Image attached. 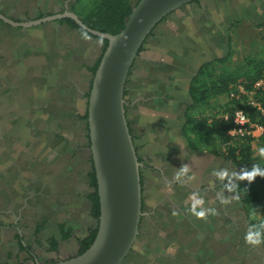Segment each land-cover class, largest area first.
<instances>
[{"label":"rangeland","instance_id":"rangeland-1","mask_svg":"<svg viewBox=\"0 0 264 264\" xmlns=\"http://www.w3.org/2000/svg\"><path fill=\"white\" fill-rule=\"evenodd\" d=\"M70 3L71 0H0V14L17 21L35 20L40 13H61ZM89 6L88 0H81L73 13H81ZM163 23L155 31H163L160 35L165 40L161 49L164 53L169 48L181 49L184 60L189 56L198 62L210 61L209 68L198 77L195 64L183 72V128L187 117L191 118L190 126L226 118L231 101L237 100L238 87L232 88L233 97L229 94L209 98L195 107H190L188 89L195 80L197 86L215 82L219 76L244 66L248 59L264 63V28L258 26L264 24V0H200L172 13ZM57 42L62 47L59 57L66 48L77 46L76 53L86 65L94 63L101 46L80 39L74 32L60 30L56 34L53 25L12 32L0 23V263L27 264L29 249L41 259L52 260L56 253H48L45 242L57 235L58 223L78 228V238L86 235L87 180L76 158L66 161L68 154L61 150L64 141L52 136L55 130L70 140L71 132L66 124L57 129L45 118L49 104L64 108L67 95L60 87L68 83L65 76H79L86 89L85 78H80L85 69H77L73 75L72 69L54 62L51 49ZM24 43L34 47L35 56L25 51ZM190 50L193 51L188 54ZM149 64L141 68L150 71ZM23 69L30 82L27 88L20 89L15 81L23 75ZM35 77L45 78L47 86L39 88L31 81ZM149 77L129 74L124 95L130 133L140 148L136 152L144 158L139 161L146 215L141 226L144 237L136 243L133 257L145 264H264L261 244L254 243L257 240L235 193L238 172L225 158L230 148H238L242 142L223 144L216 136L201 140L187 128L182 137L164 136L167 140L161 141V146L165 145L161 149L151 148L159 146V142L152 143L151 149L148 143L146 147L140 145L143 133L151 129L144 124L145 107L134 102L143 96L142 88ZM159 112L152 130L164 133L169 111ZM252 140L247 168H264V135L256 134ZM188 143H194L195 150H189ZM262 217L260 209L253 208L251 218L260 223ZM15 220L19 223L17 232L26 238V250H17L15 229L10 227ZM42 222L45 225L37 244L33 228ZM76 246L75 240H66L59 246L61 256H68Z\"/></svg>","mask_w":264,"mask_h":264},{"label":"water","instance_id":"water-1","mask_svg":"<svg viewBox=\"0 0 264 264\" xmlns=\"http://www.w3.org/2000/svg\"><path fill=\"white\" fill-rule=\"evenodd\" d=\"M197 0H140L124 21L123 29L115 34H103L87 28L72 12L71 6L62 13L25 22L14 21L0 14V23L23 31L40 29L69 18L83 31L80 39L101 43L107 41L97 69L92 76L88 98L75 101L73 118L78 119L86 109V122L77 123L76 132L67 118L71 132L65 144L66 161L75 154L81 160V175L93 169L99 201V218L93 220L96 236L89 248L80 255L47 264H134L132 254L137 243L142 212L141 164L128 126L124 91L128 75L146 40L169 15L188 8ZM75 33V32H74ZM100 54L97 55V57ZM86 89L90 74L83 72ZM84 85V83H82ZM68 106L63 109L66 116ZM87 126V130L85 127ZM74 133H76L74 135ZM86 134L88 137L86 138Z\"/></svg>","mask_w":264,"mask_h":264},{"label":"trees","instance_id":"trees-1","mask_svg":"<svg viewBox=\"0 0 264 264\" xmlns=\"http://www.w3.org/2000/svg\"><path fill=\"white\" fill-rule=\"evenodd\" d=\"M140 0H135V2H130V0H88V3L90 6L87 9H84L81 13H74L78 19L90 30L103 33V34H110V35H115L119 33L123 27H124V21L125 19L130 15V12L133 8L134 5H136ZM200 0L195 1L193 4L199 2ZM81 2V0H75V2L71 6V10L75 9V7ZM49 15H39L37 19L44 18ZM166 19V18H165ZM164 19V20H165ZM36 20V19H35ZM163 20V21H164ZM162 21V22H163ZM3 24V26L7 27L9 30L12 32L14 31H23L22 29H13L10 26ZM53 25L54 31L56 34H58L61 30L64 33H72L75 32L77 35L84 34V31L71 19L69 18H64L59 21H57ZM45 26V25H43ZM42 26V27H43ZM259 27L264 28V24L258 25ZM27 31V30H26ZM57 39L58 36L56 35ZM102 44V50L101 54L97 57V59L94 61L92 65H86V63H83V57L80 56L78 53H76L77 46L75 47H70L66 48L65 54L63 56L59 57V48L61 49L62 47L60 44L57 42L53 48L51 49L52 55L51 58L54 62L58 63L59 66L65 68V69H72L74 71L73 75L75 74V71L77 69H85V71L90 74V82H89V87L87 89L83 88L84 94L82 95L83 98L87 99L89 95V89L91 85V79L92 76L94 75L97 66L99 64L100 58L105 51L107 47V41L104 39L100 40ZM25 51L31 53L32 55L35 56V50L30 43H24L22 46ZM63 51V50H62ZM142 49H140L139 53H141ZM0 57H2L0 55ZM224 60H219L218 62L221 63ZM26 67V66H25ZM206 68H209V65L206 64L198 72L197 77L204 71ZM247 70L243 73H240L241 70L246 69ZM25 69V68H24ZM24 69H23V75L19 76L18 79L15 81L17 86L20 89L27 88L28 78L26 77V73L24 74ZM264 69V63L259 61V62H254L253 60H247L244 66H241L237 68L235 71L228 73L227 75H221L218 77L215 82H210L208 84H202L201 86L196 85V80L191 84L189 88V97L191 100L190 107H195L197 104H200L202 102H205L209 98H215L223 95L229 96L230 92L235 88V87H241L246 93L253 92V100L257 102L260 107L262 112L264 113V91L258 90L254 91L253 90V85L255 82L260 80L263 75ZM72 76V74H71ZM76 76V75H74ZM70 77L65 76L64 80H66L68 83L67 85H63L60 87L62 88L61 92L65 93V97L67 95V98L63 99L64 100V107L68 106V109L70 111L65 114L66 116L63 115V109L62 107H58L57 104L53 105L52 103L48 105V113L45 115V118H49V122L53 124V127L59 129H63V125L67 124L68 119L67 118H73L74 116V111L76 109L75 101L81 96L80 93L78 92V88L81 87V79H78L79 76L77 77ZM129 76V75H128ZM76 79H74V78ZM80 78H83V76ZM27 80V81H26ZM31 81L36 83V85L41 88V86L46 87L47 83L45 81V78H40V77H35L32 78ZM63 83V79H61ZM127 83V81H126ZM60 84V81H59ZM29 86V85H28ZM233 88V89H232ZM41 93V90L38 89V94ZM125 95V91H124ZM247 98L248 96H243L239 95V99L235 100L234 99L231 101V108H229L226 112L228 116L226 118H222L219 122L217 123H212L209 124L206 122H198L194 126H190L192 123L191 118L187 117L186 118V123L183 128V133H185V130L194 133L195 136L198 139L201 140H208L209 138L216 136L218 137L223 144H227L232 142L230 138L227 135V132L232 128V120L231 117L234 113V111L242 109L245 111L247 116L249 117L251 123L256 124L258 126L264 127V115L258 111L255 108H251L250 106L247 105ZM55 96V100H56ZM242 101L240 105V101ZM87 118V113L86 109L84 111V114L82 116H79L78 119L73 118L71 121V127L74 132L77 130V123L79 121L81 122H86ZM190 126V127H189ZM87 130V126L85 127ZM76 133H74L75 135ZM53 138H59L60 140H63V136L57 133V131H53L52 133ZM86 138L88 135L86 134ZM253 140L251 138L244 139L240 142L242 144L238 148H230L229 149V155L226 156L225 158L228 159L235 169L238 172V180L237 184L235 187V193L237 195V198L239 199L244 214L246 218V223L248 225V228L250 229L251 233L253 234L254 238L256 240L260 241L259 243L261 244L262 251L264 253V168L261 169H248L247 164L250 160L251 157V146L250 143ZM233 143V142H232ZM68 144V142H66ZM194 144V143H193ZM189 143V147L191 150H195V145ZM62 152H65V148H61ZM76 158L75 154H72L70 159ZM140 161V159L138 158ZM77 164L79 166L82 165L81 160L77 157ZM85 178L88 182L89 187L91 190L94 191V193L89 194L88 200L91 202V209H90V216L94 220H98L99 218V201H98V195L96 193V180H95V175L93 169L87 170L85 173ZM142 186V182H141ZM253 208H259L260 211L263 213L262 221L260 223H256L254 219L251 218V212ZM142 211H143V197H142ZM142 220L141 218V223H140V231L138 235L137 242L141 243L142 236L144 237V233L141 231V226H142ZM45 223H39L34 227V236L39 234L43 229H44ZM58 233H59V239H55L53 236L48 239L47 244H48V250L49 251H56L57 245L61 241H66L71 237V228L67 226L66 223H58ZM97 228L95 227L94 229H90L88 231L87 237L84 239L78 240V252L76 255H80L83 252H85L89 246L92 244L95 236H96ZM19 241V236L15 235L14 237ZM36 243L38 244L39 242L36 240ZM18 248L19 250H24L25 248L18 243ZM132 254H134V251H132ZM200 257V255H199ZM52 263V262H51ZM143 262L136 261L134 264H142ZM0 264H7V263H0Z\"/></svg>","mask_w":264,"mask_h":264},{"label":"crops","instance_id":"crops-1","mask_svg":"<svg viewBox=\"0 0 264 264\" xmlns=\"http://www.w3.org/2000/svg\"><path fill=\"white\" fill-rule=\"evenodd\" d=\"M163 22H165V20ZM163 22L157 27H163ZM156 28L146 40L141 53L133 64V67L129 73L130 75L133 73H143L145 76H150V79L148 80L149 82L143 85V96L139 97L134 102L137 103V106H139L141 103L142 107H145L142 108L144 114L143 117H145L144 124L147 125L148 129L151 130H147L143 133V138L140 145H142L144 142H147L149 149L163 148L165 145L161 146V141L167 140V138H164V136H167L170 139L172 134H179L180 137L183 136L181 112L183 72L193 68L192 66L194 64L196 71H198L201 69V67L210 62L206 60L198 62L194 59H189V56L186 57V60H184V52L181 49L176 51L174 48H169L168 53H164L161 49L165 40L163 39L162 35H160L163 31H155ZM192 51H187V53L190 54L189 52ZM177 54L179 55L178 58H176ZM144 64L151 65L152 69L150 71L143 70L141 67ZM162 109H168L169 113L167 118L165 117V123L163 124L167 125L166 129L164 130V133H159L158 131L152 129L153 125H155V118L157 115H159V110ZM160 138L162 140H160ZM157 142H159V146L151 145L152 143ZM135 146L138 147L136 144Z\"/></svg>","mask_w":264,"mask_h":264},{"label":"flooded vegetation","instance_id":"flooded-vegetation-1","mask_svg":"<svg viewBox=\"0 0 264 264\" xmlns=\"http://www.w3.org/2000/svg\"><path fill=\"white\" fill-rule=\"evenodd\" d=\"M62 13V12H61ZM41 15H45V14H42V13H40ZM39 14V15H40ZM56 14H59V13H56ZM46 15H49V16H51V15H54V14H46ZM11 19V18H10ZM13 20V19H12ZM28 20H31V19H27L26 21H28ZM14 21H17V20H14ZM17 22H25V21H17ZM101 50H102V44H101V46H100V52H99V54H101ZM97 59V58H96ZM95 59V60H96ZM190 104H191V100H190ZM63 141H64V143L66 144V142H68L64 137H63ZM68 144H69V142H68ZM188 145V148H189V150H191L190 149V147H189V143L187 144ZM142 146L144 147H146L147 146V142H144L143 144H142ZM63 147L64 148H66L64 145H63ZM142 147V148H143ZM140 150V148L139 147H136V151L138 152ZM192 151V150H191ZM138 158L140 159V161H144V158H141V157H139L138 156ZM85 187H86V190H85V193H84V199H85V204H86V209L84 210L85 211V215L87 216V219H88V222H86V224H87V228H86V235L84 236V237H82V238H78V236H77V234H76V231H78V228H76L75 226H69V228H71V237L68 239V240H71V239H73V240H75L76 241V243L78 242V240H81V239H84L85 237H87V235H88V231L90 230V229H94L95 228V226H94V224H93V220L94 219H92L91 218V216H90V209H91V202L88 200V196H89V194H91V193H94V191L93 190H91V188L89 187V185H88V182L85 184ZM143 212V211H142ZM143 214H144V212H143ZM85 216V217H86ZM142 218H143V220L146 218V215L144 214L143 216H142ZM143 220H142V222H143ZM1 222V221H0ZM1 224V223H0ZM18 224L19 223H17L16 222V220L10 225V227L12 228V229H15V235H18L19 236V241L17 240V239H15L14 237V241L16 242V246H17V250H19V248H18V243L20 242V244H22V246L25 248L24 250H26V238H25V236L24 235H22L21 233H18L17 232V230H18ZM40 234V233H39ZM39 234H37L36 236H34V228H33V240H34V242L36 243V240L40 243V238H39ZM55 239H59V233H57V235L55 236H53ZM63 242H65V241H61V242H59L58 243V245H57V248H56V251L55 252H51V251H49L48 253H56V255H55V257L54 258H52V260H47V259H41L40 257H38V256H36V255H34L33 253H31V251H29V250H26V251H28V263L27 264H47V263H51V262H56V261H60V260H66V259H68V258H71V257H73V256H75L76 254H77V252H78V244H77V246H76V249H75V251H73V252H70V254L68 255V256H61V253H60V250H59V246H60V244H62ZM45 243H47V241L45 242ZM47 247H48V244H47ZM20 251V250H19ZM263 252V251H262ZM264 254V253H263ZM68 257V258H67ZM25 264V263H24ZM142 264H145V263H142Z\"/></svg>","mask_w":264,"mask_h":264},{"label":"built area","instance_id":"built-area-1","mask_svg":"<svg viewBox=\"0 0 264 264\" xmlns=\"http://www.w3.org/2000/svg\"><path fill=\"white\" fill-rule=\"evenodd\" d=\"M253 90L264 91V76L260 80L254 83ZM253 94H254L253 92L246 93L241 87H238V94L235 96V99L238 100L239 95L248 96L246 100L247 105L250 106L251 108L257 109L264 115L260 105L253 100L252 98ZM230 95L232 97L234 96L233 94ZM231 120H232V128L227 132V135L233 143L240 142L247 138L254 139L256 134L264 135V127L251 123L249 117L242 109L234 111Z\"/></svg>","mask_w":264,"mask_h":264},{"label":"clouds","instance_id":"clouds-1","mask_svg":"<svg viewBox=\"0 0 264 264\" xmlns=\"http://www.w3.org/2000/svg\"><path fill=\"white\" fill-rule=\"evenodd\" d=\"M259 242H260V241H258V240H257V241H254V243H259Z\"/></svg>","mask_w":264,"mask_h":264}]
</instances>
